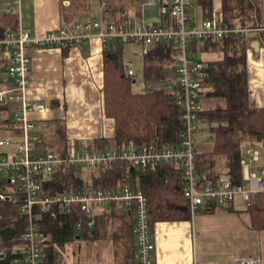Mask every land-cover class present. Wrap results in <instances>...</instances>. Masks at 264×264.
Listing matches in <instances>:
<instances>
[{"label": "trees", "instance_id": "16d2710c", "mask_svg": "<svg viewBox=\"0 0 264 264\" xmlns=\"http://www.w3.org/2000/svg\"><path fill=\"white\" fill-rule=\"evenodd\" d=\"M262 0H221L220 11L214 13L212 0H198L203 11V20H221L232 28H263ZM121 18L115 22L125 20ZM112 23V21L110 22ZM257 32V31H256ZM0 31V37L4 35ZM255 39L264 42V32L251 33ZM250 35V34H249ZM230 35L221 41L191 40V58L204 52H219L221 57L205 62L206 74L202 82L200 97L204 100H220L222 104L205 109L198 118L201 125L208 126L213 140L209 150H203L195 160V174L202 182H216L223 171L232 186H244L240 161L246 147L259 145L264 160V107H256L252 100L247 67V41L250 36ZM119 41H107L103 57V110L105 116L114 122L113 138L94 139L88 145L97 149L118 148L128 144L136 146L154 145L157 148L175 147L179 144L184 123L181 112L174 104L176 86L174 85L175 49L172 43H155L143 57V80L145 90L142 94L132 93L133 79L123 65ZM210 50V51H209ZM68 50L61 51L62 54ZM0 110V123L3 121ZM54 130L48 134L51 139L41 137L40 152L50 151L63 156L71 142L66 139L64 125L60 122L49 124ZM48 128H51L50 126ZM52 127V128H53ZM53 138V140H52ZM224 161L221 170L219 164ZM217 169V170H216ZM181 166L159 165L155 171L126 168L125 163L110 164L103 174L89 173L87 183L94 189L109 190L122 186L136 187L147 200L151 228L159 222H190L192 214L189 203L183 196L184 179ZM75 169H58L42 182V194L80 190L84 179ZM6 181L0 178V189L6 191ZM245 212L250 218L253 231H264V192L252 196ZM93 220L92 230L75 231L80 214L68 213L52 219L42 216L41 255L43 264H63L62 250L65 245L78 241L95 242L100 237L110 236L116 249L120 264L134 263L136 248L131 213L125 212L115 203ZM13 205L0 200V257H12L13 249L20 243L25 229V218L13 209ZM217 210L231 212L232 208H219L204 205L197 215L213 214ZM0 264L3 262L0 260Z\"/></svg>", "mask_w": 264, "mask_h": 264}, {"label": "built area", "instance_id": "2783aa9c", "mask_svg": "<svg viewBox=\"0 0 264 264\" xmlns=\"http://www.w3.org/2000/svg\"><path fill=\"white\" fill-rule=\"evenodd\" d=\"M195 0H169L160 5L163 23L148 26L133 19L120 22L101 23L86 20L49 31L45 35L31 36L17 28L7 30L0 37V64L6 67L5 76L0 80V110L3 121L0 123V178H4L6 191L0 189V200L12 204L25 220V229L20 243L13 249L12 257L0 260L3 264H43L41 255L42 216L56 219L68 213L80 214L75 231L93 229L97 215L107 211L115 203L125 212L131 213L136 248L134 263L154 264L155 251L149 218L147 200L136 187L122 186L109 190L94 189L87 183L86 174H103L110 164L125 163L126 168H140L155 171L159 165L181 166L184 179L183 196L189 203L192 218L204 205L227 208L240 198L245 207L252 196L264 192V160L262 154L254 148L244 150L240 161L242 180L246 186H232L228 176H221L216 182H202L195 174V158L202 154L196 146L198 116L205 110L200 97L202 82L206 74L205 62L191 58L190 42L221 41L230 36L246 35L258 29L230 28L221 20H205L201 26L190 21V12ZM264 31V29H261ZM260 30V31H261ZM92 38L103 42L119 41L123 44L138 45L140 55L144 57L155 43H172L175 49L174 85L176 86L175 105L181 112L184 129L179 144L175 147L157 148L154 145L136 146L128 144L118 148L97 149L71 142L63 156L53 152H40L42 143L39 129L30 116L42 112L45 105L29 100L25 94L30 87V56L28 52L38 49L58 48L85 49ZM130 77L135 76L132 65L125 66ZM10 114V116H7ZM15 146L13 153H3V149ZM261 163L257 171H251L252 165ZM75 169L84 179L80 190L42 194V182L58 169ZM69 264V263H63ZM73 264V263H72ZM75 264H85L76 262ZM190 264H214L192 262ZM236 264H262L256 257L238 258Z\"/></svg>", "mask_w": 264, "mask_h": 264}, {"label": "crops", "instance_id": "0c3cea01", "mask_svg": "<svg viewBox=\"0 0 264 264\" xmlns=\"http://www.w3.org/2000/svg\"><path fill=\"white\" fill-rule=\"evenodd\" d=\"M168 1L0 0V22L2 24L0 30L7 32V30L22 28L31 36L40 37L63 26L72 28L73 24L81 21L93 20L107 24L123 17L148 24V26H157L164 21L159 13L160 5ZM197 2L198 0H195L196 5L193 6V3L191 6L190 17L193 18L192 14L197 8L202 21L196 24L190 18L195 26L205 21L203 11ZM220 4L221 0H212L214 13L220 11ZM250 35L247 46L258 42L255 35ZM104 44L105 42L101 39L91 37L88 46L83 50L73 48L63 54L58 48L28 52L31 61L29 66L30 87L25 96L29 100L39 101L45 105L44 111H38L30 116L35 121V125L40 124L47 127L52 122H60L64 125V136L69 142L81 138L91 142L95 138L114 137V122L105 116L102 108L103 57L101 51ZM139 48L136 44H123L122 59L123 65H132L135 73L141 70L143 76V57L140 55ZM252 51L258 54L253 49ZM219 58L217 56L216 59ZM246 60L247 74H249L248 87L252 93L251 101L256 107H264L263 60L257 55L256 57L251 56L250 50L247 51ZM2 77L0 75V80ZM136 84L134 80L132 93L142 94L145 90L144 80ZM249 148L257 149L249 145L245 151ZM260 164H253L251 171H257ZM221 173L222 176L227 174L225 171ZM244 184V186L247 185L245 182ZM235 201L230 206L232 211L225 214L196 215L192 218V223L186 221L155 223L151 230L155 243L152 258L154 264H190L195 261L236 264L238 258L252 256L259 258L264 264V231L257 232L249 228L250 218L245 212L244 203L240 199ZM219 218L221 219L218 221ZM224 220L230 223L236 233L242 232L250 240L252 239L249 246H243V252L229 250L227 255H225L226 251L217 255L213 249L210 251V243H212L214 234L212 229Z\"/></svg>", "mask_w": 264, "mask_h": 264}, {"label": "rangeland", "instance_id": "374dc122", "mask_svg": "<svg viewBox=\"0 0 264 264\" xmlns=\"http://www.w3.org/2000/svg\"><path fill=\"white\" fill-rule=\"evenodd\" d=\"M261 4L263 7L262 18H263V24H264V0H262ZM195 5H196V3H194L193 6H195ZM192 17L193 18H191V19L193 20L194 23H196V24L201 23L202 20H200L201 17H200L199 10L197 8H195V11L193 12ZM1 25L2 24L0 22V26ZM199 26H201V25H199ZM262 29H264V25H263ZM2 30H0V31H2ZM258 30L260 32L261 29H258ZM262 32H264V31H262ZM248 42H249V40L247 41V44H248ZM247 44H246V46H247ZM250 45L251 44L248 45L249 50H250V55L253 57H256V55L259 56V58L261 60H263L262 65L264 66V42L261 45L259 42L258 54H254ZM217 56L221 57V55L218 52H215V53L208 52L206 54L204 52L203 55H200V54L195 55V58L198 60L212 61V60H215L217 58ZM5 67L6 66L4 64H0V75L1 76H5V71H6ZM132 79H133V81L136 80L137 84L142 83V81H143L142 71L141 70L138 72L136 71L135 77H133ZM144 88H145V86H144ZM202 104H203L204 109H206V108L209 109L211 107H215L216 104L220 105L222 103L220 102V100H217V101L216 100H213V101L204 100L202 102ZM7 116H10V114H8ZM37 128L39 129L41 137L43 135H45V132H46V134L47 133L51 134V132L54 130V127L48 128V130H47V128L44 125H40V124L37 126ZM208 130H209V128L206 125H201V124L197 125L196 132H200V133L195 136V140L197 143L196 145L199 148L201 147V149H203L205 151L209 150L212 147L211 144L213 143V140H212ZM51 136L52 135H50L48 137V134H47V136L45 137L46 140L49 141L48 139H51ZM52 140H53V138H52ZM73 143H75V144L78 143L81 146H86L90 143V141L82 140V138H81L77 141H74ZM254 147L257 148V150L261 153L259 145H255ZM14 150H15V146H12L10 148L3 149L2 151H3V153H13ZM223 165H224V161L222 159V162L218 166V170H221ZM87 175L88 174H86V172H84L83 176L86 177ZM223 176H227V174L223 175ZM239 199H240L239 197L238 198L236 197L235 199H233L234 203L236 202L235 200H239ZM13 209L16 210L15 207H13ZM219 213L225 214V213H228V211L217 210L213 214H219ZM220 219L221 218H219L218 221ZM192 220L193 219H191L190 223H192ZM212 231H214V234H213L212 241H211L212 243H210V245H211L210 251H212V249H213V251H215L217 253V255L218 254L221 255L223 251H226L225 255H227V253L230 252L229 250H232V251L236 250L239 253L243 252L244 251L243 246H245V245L249 246L251 243L250 241H252V239L250 240L242 232L239 233V231H238L236 233L235 229L231 228L230 223L226 222L225 220L219 222L218 225L212 229ZM113 245H114V243L111 240L110 236H107L106 238H105V236H104V238L100 237L95 242L81 241L79 244V242L76 241V242L65 245V247H63V250H62L63 251L62 255L64 258V262L69 263V264H72V263L75 264L76 262H81V263H85V264H120L121 262L118 261L119 257L116 256V249Z\"/></svg>", "mask_w": 264, "mask_h": 264}, {"label": "water", "instance_id": "95a60500", "mask_svg": "<svg viewBox=\"0 0 264 264\" xmlns=\"http://www.w3.org/2000/svg\"><path fill=\"white\" fill-rule=\"evenodd\" d=\"M257 45H259L258 42H253L252 45H251L252 49H253L255 52H258V51H259V46H257Z\"/></svg>", "mask_w": 264, "mask_h": 264}]
</instances>
